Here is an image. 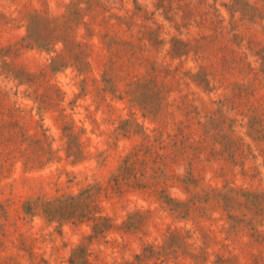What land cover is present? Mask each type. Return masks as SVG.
<instances>
[{"label":"rangeland","instance_id":"1","mask_svg":"<svg viewBox=\"0 0 264 264\" xmlns=\"http://www.w3.org/2000/svg\"><path fill=\"white\" fill-rule=\"evenodd\" d=\"M0 264H264V0H0Z\"/></svg>","mask_w":264,"mask_h":264}]
</instances>
